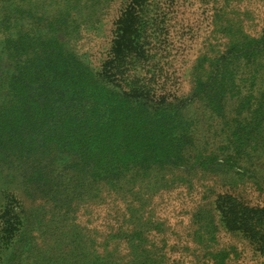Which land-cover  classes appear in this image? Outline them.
I'll return each instance as SVG.
<instances>
[{"label": "rangeland", "instance_id": "1", "mask_svg": "<svg viewBox=\"0 0 264 264\" xmlns=\"http://www.w3.org/2000/svg\"><path fill=\"white\" fill-rule=\"evenodd\" d=\"M23 1L0 0V80L7 83L12 67L22 71L21 62L35 64V87L41 75L38 60L42 49L32 44L26 54L21 53L18 46L5 45L6 34L3 36L1 32L4 12L11 13L21 4L33 7L40 15L48 14L52 21L59 13L64 14L55 26L60 30L59 36L68 49L94 72V78L89 76L85 79L75 71L71 57H63L62 61L69 65L70 83H100L95 81V76H99L105 84L127 92L146 93L150 88L160 98L172 102L175 97L190 99L196 81L194 67L197 56L214 55L224 47L227 36L236 34L232 38L231 53L215 67L217 74H211L209 84L199 87L207 95L193 97L191 103H194L184 113L195 121L196 132L212 125L215 113L218 112L222 118L223 92L231 87L229 68L231 63L238 61L237 55H244L247 51H242V45L248 43L239 29L244 25L249 32L258 34L264 26V0H148L144 4L140 0ZM142 8L147 9L148 14H154L155 18L143 21L137 16L143 13ZM248 10L252 11L250 16ZM243 16L245 19L241 18ZM257 17L262 22H258ZM70 20L76 22L71 23ZM49 22L46 23L47 30L52 26ZM147 26L157 29L160 36L145 37L142 30ZM45 34L49 35L47 31ZM209 43L216 51L209 48ZM253 46L259 49L264 44L255 42ZM64 72L59 71L65 76ZM12 83H17V79ZM1 91L5 95L6 92ZM148 97L152 99L151 92ZM95 101L102 105L95 103L97 111H94V116L102 122L111 121L109 115L116 113L115 107L103 105L99 97H95ZM86 105L92 104L86 102ZM174 124L176 129L172 133L176 136L190 128L179 119ZM105 131H99L101 137ZM100 150V146L94 147L92 158L67 146L39 144L30 149L25 159L0 158V264H11L14 254L22 252L20 246L29 239L34 215L45 211L48 219L54 218L58 208L71 212L91 231L94 226L98 228L100 241L115 240L117 232L111 227L115 225L116 215L123 218L122 213H126L124 215L133 216V220L151 219L153 234L157 233L155 241H160V244L164 241L173 247L172 259L180 258L183 264H201L203 261L198 255L205 251L213 255L217 252L215 248L230 249L232 246H236L241 255L237 258L233 254L231 264H264V236L250 237L246 228L249 217L253 216L254 226L264 229V192L255 190L252 185L238 183L240 169L236 163L224 160L227 151L214 159L206 173L193 180L191 189H186L185 185L170 187L173 176L160 172L163 187L166 183L169 186L162 189L156 185L151 171L143 167V162L138 161L136 168L129 164L130 158L123 149L110 147L103 149L102 155ZM18 174L33 184L26 185ZM14 175L19 178L10 183ZM39 189H45L44 193ZM25 190L33 195L27 196ZM94 192H99V196L94 197ZM140 197L146 200L147 205L160 203L164 208L159 212L154 206H145L140 213L132 207L121 209L124 206L122 201L135 203ZM53 201L58 203V207L52 206ZM18 205L27 207L22 216L16 211ZM198 207H203V212L197 218L194 212ZM206 208L211 217L206 215ZM220 209L227 213L226 221L222 220ZM19 222H23L21 231H18ZM118 225L120 222L115 227ZM192 250H195L197 260ZM207 264H213V261Z\"/></svg>", "mask_w": 264, "mask_h": 264}, {"label": "trees", "instance_id": "2", "mask_svg": "<svg viewBox=\"0 0 264 264\" xmlns=\"http://www.w3.org/2000/svg\"><path fill=\"white\" fill-rule=\"evenodd\" d=\"M147 1L139 2L144 4ZM142 9L143 13L137 16L142 17L143 21L149 22L155 18L154 14H148L147 9ZM248 12L250 16L252 11ZM70 16L72 17V14ZM254 16L253 13L252 17ZM63 17L64 14L61 12L55 17V21H52L48 14L40 15L39 11L27 4L18 5L13 12L3 14L1 32L6 34L5 45L18 46V51L26 54L27 48L35 44L42 49V54L38 60V66L41 68L38 86L35 87L33 83L37 74L33 63L21 62L22 71H16L12 67L9 82L0 80V158L9 156L13 161L25 159L31 152L30 149L36 148L39 144L67 146L85 152L92 158L94 147L100 146L102 150L112 147L116 150L123 149L124 154L130 158L129 164L134 168L138 161L143 162V167L151 171L156 185L159 184L162 189L169 186L166 183L163 187L159 178L160 172L173 176L170 178L173 182L170 187L185 185L186 189H191L194 185L193 180L206 173L214 159L227 151L224 160L236 163L240 169L238 183L243 186L252 185L255 190L264 192V47L257 49L253 46L255 42L258 45L264 44V26L258 34L249 32L244 25L239 29V33L248 43L242 45V51H247L244 55H237L238 61L231 63L229 68L231 87L230 90L223 92L222 118H219L218 112L215 113L212 125L196 132L194 128L196 123L185 115L186 110L194 103V101L191 103L193 97L207 95L199 87L209 84L207 82L211 74H217L215 67L222 58L231 53L234 40L232 38L236 34L227 36L228 39L223 42L224 47L219 51L209 43V48L216 53L197 56L194 67L196 81L190 99L172 97L174 98L172 100H175L172 102L165 100L164 97L160 98L158 93L150 88L146 93L136 94L131 90L127 92L123 88L105 84L99 76H95V81L100 83H70L71 76L67 71L69 65L62 61L63 57H71L75 71L85 79L89 76L94 78V72L68 49L65 41L59 36L60 30L55 26ZM244 17L241 18L245 19ZM256 20L262 22L259 17ZM48 21L52 24L49 30L46 27ZM66 22L68 23V19ZM70 22L74 23L76 20ZM46 31L49 35L45 34ZM142 33L147 38L160 36L158 30L151 26L144 28ZM203 62H206V65ZM59 71H65V76ZM8 73L9 71L6 75ZM13 79H17V83H12ZM1 90L6 92L5 95ZM150 92L152 99L148 97ZM89 97L93 100L91 101ZM95 97H99L103 105L111 104L115 107L116 113L109 115L111 121L102 122L94 116V111H97L95 103L102 105L98 101L94 102ZM86 102L92 105L88 106ZM177 119L183 121L188 128L190 126L178 136L172 133L176 129L174 121ZM103 129L106 130V134L101 137L99 131ZM102 150L101 155L104 154ZM18 175L20 178L14 175L16 178L10 179L9 182L18 177L26 185L33 184L22 175ZM39 191L44 193L45 189ZM25 193L27 196L33 195L28 190H25ZM98 196L99 192H94V197ZM122 204L124 206L121 205L123 206L121 209L132 207L139 213L145 210V206L151 208L154 206L159 212L164 208L160 207V203L147 205L142 197L135 203L124 200ZM18 206L17 213L19 216L24 215L27 207ZM52 206L58 207V203L53 201ZM205 210L206 215L211 217L209 209ZM55 212L57 214L54 218L48 219L45 211L32 217L34 227L29 231L31 232L29 239L20 246V249H23L20 254L13 253L11 264L184 262L180 258L172 259L173 247H169L164 241L161 244L160 241H155L157 233L153 234L151 219L133 220V216L130 218L124 215L126 213H122L123 218L116 215L115 225L111 227V230L117 232L115 240L100 241L97 235L98 228L95 226L91 231L87 224L80 223L76 216L62 208ZM117 212L115 211L116 214ZM202 212L203 207H198L194 216L198 218ZM226 214L222 211L223 221H226ZM253 218L250 216L246 224L250 237L264 236V229L258 225L254 226ZM117 222H120V225L115 227ZM128 224L131 225L126 226ZM22 226L23 222H19L18 231L23 229ZM253 231L256 233L253 234ZM211 247L213 248L214 244ZM188 249L190 250V247ZM215 250L217 252L213 255L209 252L211 256L206 251L198 255L199 260L202 258L201 264H207L209 261H213V264H231L230 260H233L234 256L239 258L241 255L237 252L236 246ZM192 255L197 258L195 250H192Z\"/></svg>", "mask_w": 264, "mask_h": 264}]
</instances>
